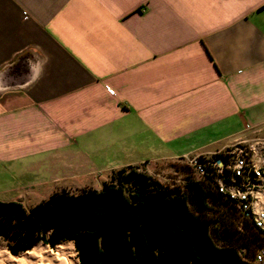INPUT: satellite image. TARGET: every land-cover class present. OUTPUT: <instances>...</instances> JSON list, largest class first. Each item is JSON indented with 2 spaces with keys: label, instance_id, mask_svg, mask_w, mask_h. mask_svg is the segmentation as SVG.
<instances>
[{
  "label": "crops",
  "instance_id": "obj_1",
  "mask_svg": "<svg viewBox=\"0 0 264 264\" xmlns=\"http://www.w3.org/2000/svg\"><path fill=\"white\" fill-rule=\"evenodd\" d=\"M257 134L264 0H0V202Z\"/></svg>",
  "mask_w": 264,
  "mask_h": 264
},
{
  "label": "trees",
  "instance_id": "obj_2",
  "mask_svg": "<svg viewBox=\"0 0 264 264\" xmlns=\"http://www.w3.org/2000/svg\"><path fill=\"white\" fill-rule=\"evenodd\" d=\"M112 175L101 190L61 191L32 208L0 202L7 250L17 256L72 242L79 264H257L264 238L248 222L242 236L230 233L224 215L240 216L206 185L191 177L170 187L139 166ZM211 200L221 217L205 216Z\"/></svg>",
  "mask_w": 264,
  "mask_h": 264
},
{
  "label": "built area",
  "instance_id": "obj_3",
  "mask_svg": "<svg viewBox=\"0 0 264 264\" xmlns=\"http://www.w3.org/2000/svg\"><path fill=\"white\" fill-rule=\"evenodd\" d=\"M188 162L194 179L232 205L264 238V136L235 140L231 149L200 154ZM255 262L264 264V246Z\"/></svg>",
  "mask_w": 264,
  "mask_h": 264
},
{
  "label": "rangeland",
  "instance_id": "obj_4",
  "mask_svg": "<svg viewBox=\"0 0 264 264\" xmlns=\"http://www.w3.org/2000/svg\"><path fill=\"white\" fill-rule=\"evenodd\" d=\"M259 136H264V135H258V134L253 135V137L249 136L248 139H252L255 137H259ZM233 145H234V141L230 143L228 148L229 149L233 148ZM140 171L148 175H151L152 177L156 178L162 184L170 186V187L183 186L186 179L191 178V177L194 178V174L189 165L188 159L187 160L179 159L176 161H167V162L156 163V164H145L143 166H140ZM112 176H113L112 173L109 174L107 180L109 181ZM93 187L97 190H101L102 189L101 182L97 181V183L93 184ZM189 206L193 211L199 213V211L196 209V206L193 204L192 201H189ZM208 206L209 207L205 210V216L207 218L216 219L218 217H221L224 214L220 212V210L218 209L216 204L213 202V200L209 202ZM224 216H225L226 222H228V225H230L231 227L230 233L236 234V236H239V237L242 236L241 234L245 232L246 223L243 222L240 218L236 217V215L234 214H229V215H224ZM40 245L46 246L42 243L36 246H40ZM46 247L49 250L60 254L59 258H63L66 260L77 259V254L75 252V248L72 242L61 244L57 246L55 249H51L48 246ZM60 247H62L65 250L63 254L59 253L58 251ZM7 252L9 251L7 250L6 243L0 239V257L2 256V254H6ZM23 254H20V255H23ZM20 255H17V256H20ZM12 256H13V259L11 258L7 262V264H14V257L16 256L14 255Z\"/></svg>",
  "mask_w": 264,
  "mask_h": 264
},
{
  "label": "bare ground",
  "instance_id": "obj_5",
  "mask_svg": "<svg viewBox=\"0 0 264 264\" xmlns=\"http://www.w3.org/2000/svg\"><path fill=\"white\" fill-rule=\"evenodd\" d=\"M59 253L63 254L64 249L59 248ZM58 253L49 250L46 246H35L32 250L23 255L14 257V264H79L77 259H63L59 258ZM13 256L7 252L0 257L1 264H7Z\"/></svg>",
  "mask_w": 264,
  "mask_h": 264
}]
</instances>
